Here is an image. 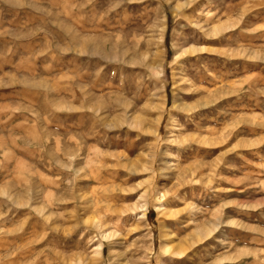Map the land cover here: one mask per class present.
I'll return each mask as SVG.
<instances>
[{
    "label": "rangeland",
    "instance_id": "374dc122",
    "mask_svg": "<svg viewBox=\"0 0 264 264\" xmlns=\"http://www.w3.org/2000/svg\"><path fill=\"white\" fill-rule=\"evenodd\" d=\"M0 264H264V0H0Z\"/></svg>",
    "mask_w": 264,
    "mask_h": 264
}]
</instances>
